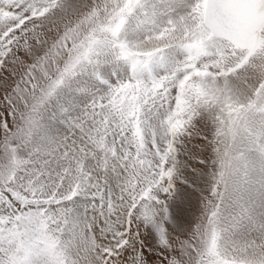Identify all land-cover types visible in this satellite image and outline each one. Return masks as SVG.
I'll use <instances>...</instances> for the list:
<instances>
[{"label":"snow or ice","instance_id":"1","mask_svg":"<svg viewBox=\"0 0 264 264\" xmlns=\"http://www.w3.org/2000/svg\"><path fill=\"white\" fill-rule=\"evenodd\" d=\"M0 264H264V0H0Z\"/></svg>","mask_w":264,"mask_h":264}]
</instances>
